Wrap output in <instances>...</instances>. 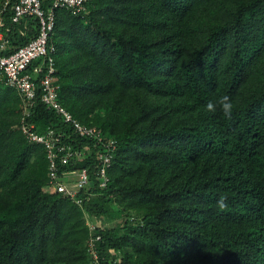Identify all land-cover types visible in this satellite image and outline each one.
<instances>
[{"label": "trees", "instance_id": "16d2710c", "mask_svg": "<svg viewBox=\"0 0 264 264\" xmlns=\"http://www.w3.org/2000/svg\"><path fill=\"white\" fill-rule=\"evenodd\" d=\"M10 14L24 45L36 22ZM49 43L59 102L117 148L100 187L99 146L74 136L89 154L70 168L93 183L79 204L45 190L44 150L0 79V264H264V0H89L56 10ZM223 95L231 119L205 110ZM27 120L70 130L39 89Z\"/></svg>", "mask_w": 264, "mask_h": 264}, {"label": "built area", "instance_id": "2783aa9c", "mask_svg": "<svg viewBox=\"0 0 264 264\" xmlns=\"http://www.w3.org/2000/svg\"><path fill=\"white\" fill-rule=\"evenodd\" d=\"M89 0H51L47 7L41 0H3L0 6V79L13 88L20 97L21 116L16 128L25 140L40 145L47 161L48 182L45 190L61 193L79 204L75 196L93 182L86 167L70 168L89 154L86 145H80L73 137L87 138L98 147L95 179L100 187L109 182L107 174L117 142L106 138L99 128L77 120L58 100L59 86L56 83L54 47L49 43L57 9H66L73 15L86 13ZM10 10V20L20 24L34 19L36 34L26 44L11 46L4 15ZM20 30V35H25ZM40 100L47 109L59 116L70 130L49 128L44 133L35 130L27 118L34 104L37 90ZM92 226V225H91Z\"/></svg>", "mask_w": 264, "mask_h": 264}, {"label": "clouds", "instance_id": "9594fccd", "mask_svg": "<svg viewBox=\"0 0 264 264\" xmlns=\"http://www.w3.org/2000/svg\"><path fill=\"white\" fill-rule=\"evenodd\" d=\"M222 112L225 118L231 119L234 111V103L228 95L218 97L216 100L208 101L205 105V110L209 113H216L217 110ZM217 208L223 210L228 207L227 199L220 197L217 201Z\"/></svg>", "mask_w": 264, "mask_h": 264}, {"label": "rangeland", "instance_id": "374dc122", "mask_svg": "<svg viewBox=\"0 0 264 264\" xmlns=\"http://www.w3.org/2000/svg\"><path fill=\"white\" fill-rule=\"evenodd\" d=\"M14 127H16V126H14Z\"/></svg>", "mask_w": 264, "mask_h": 264}]
</instances>
